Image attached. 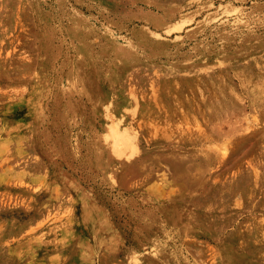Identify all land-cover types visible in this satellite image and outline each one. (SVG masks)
<instances>
[{
	"label": "rangeland",
	"instance_id": "obj_1",
	"mask_svg": "<svg viewBox=\"0 0 264 264\" xmlns=\"http://www.w3.org/2000/svg\"><path fill=\"white\" fill-rule=\"evenodd\" d=\"M0 264H264V0H0Z\"/></svg>",
	"mask_w": 264,
	"mask_h": 264
}]
</instances>
